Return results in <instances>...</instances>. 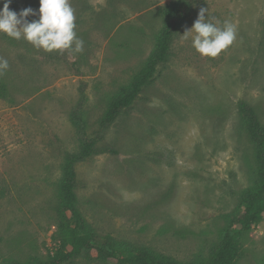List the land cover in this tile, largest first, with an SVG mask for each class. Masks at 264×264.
I'll return each instance as SVG.
<instances>
[{"label":"rangeland","instance_id":"1","mask_svg":"<svg viewBox=\"0 0 264 264\" xmlns=\"http://www.w3.org/2000/svg\"><path fill=\"white\" fill-rule=\"evenodd\" d=\"M172 1L69 0L81 53L37 50L0 32L9 61L0 75L9 90L0 97V264L53 255L63 165L82 142L71 120L80 105L88 135L107 150L77 164L78 206L92 228L181 262L208 258L219 243L255 164L238 103L264 123V0H190L155 81L102 126L111 97L155 49ZM201 9L218 27L236 25L235 41L215 58L195 50L194 32L184 38ZM95 255L73 264H107ZM238 264H264V219L245 235Z\"/></svg>","mask_w":264,"mask_h":264},{"label":"trees","instance_id":"2","mask_svg":"<svg viewBox=\"0 0 264 264\" xmlns=\"http://www.w3.org/2000/svg\"><path fill=\"white\" fill-rule=\"evenodd\" d=\"M191 7L190 0H174L165 6V27L155 49L130 82L122 85L111 97L102 118L103 127L109 126L123 111L130 109L144 88L155 81L158 68L168 61L175 35ZM8 91L7 84L0 80V97H6ZM81 106L71 112V120L82 135V142L79 150L69 154L63 165L57 227L52 236L55 248L46 264H73L78 258L92 257L93 252L96 254L95 259L107 264H238L245 235L264 219V123L254 107L245 100L238 103V111L253 144L255 156L252 184L241 194V208L229 216L220 241L208 258L181 262L149 247L136 246L110 234H100L88 224L78 206L77 164L107 150L99 149L98 138L88 135V124Z\"/></svg>","mask_w":264,"mask_h":264},{"label":"clouds","instance_id":"3","mask_svg":"<svg viewBox=\"0 0 264 264\" xmlns=\"http://www.w3.org/2000/svg\"><path fill=\"white\" fill-rule=\"evenodd\" d=\"M11 2L6 0L0 10V32L15 40H26L37 50L45 52H83L84 41L75 31L76 17L69 0H39L38 11L27 7L19 13L10 9ZM206 11L200 10L191 29L185 31L184 38L194 32L192 46L195 50L203 56L215 58L233 44L237 29L231 21H225L222 27H218L212 22L214 18L206 19ZM37 15L38 19L29 21V16ZM8 69L9 61L0 57V75Z\"/></svg>","mask_w":264,"mask_h":264}]
</instances>
